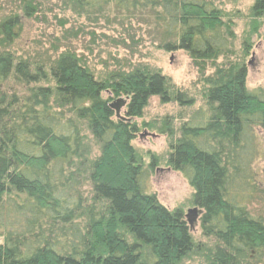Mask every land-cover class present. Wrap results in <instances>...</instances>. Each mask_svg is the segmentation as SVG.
I'll list each match as a JSON object with an SVG mask.
<instances>
[{
	"label": "trees",
	"instance_id": "1",
	"mask_svg": "<svg viewBox=\"0 0 264 264\" xmlns=\"http://www.w3.org/2000/svg\"><path fill=\"white\" fill-rule=\"evenodd\" d=\"M61 1L77 13L145 12L163 48L186 51L197 66L224 56L233 37L231 19L210 0ZM24 2L25 16L39 11L36 0ZM251 11L264 17V0ZM21 31V16L0 20V264H181L196 249L184 212L148 193L158 160L145 169L132 144L138 124L117 118L110 104L129 97L125 115L134 119L153 96L179 105L194 99L146 67L99 80L67 49L49 67L18 59L7 48ZM247 75L245 64L216 66L202 77L207 113L199 110L176 139L166 132L168 165L194 189L203 236L214 242L203 264L264 260V215L234 193L244 187L251 200L264 195L256 169L264 95L247 89ZM9 82L27 92L11 93ZM81 122L100 148L94 159Z\"/></svg>",
	"mask_w": 264,
	"mask_h": 264
},
{
	"label": "rangeland",
	"instance_id": "2",
	"mask_svg": "<svg viewBox=\"0 0 264 264\" xmlns=\"http://www.w3.org/2000/svg\"><path fill=\"white\" fill-rule=\"evenodd\" d=\"M210 1L222 10L226 19H231L233 37L229 38L224 56L197 66L186 51H167L163 48L145 12L140 15L136 13L132 18L121 15L116 9L102 14H86L73 11L61 0H36L39 11L25 16L24 0H0V20L10 15L22 18V31L7 48L18 59L49 67L67 49L79 56L99 80L106 81L117 72L146 67L168 77L173 92L180 90L194 99L192 105H179L176 101L164 103L159 96H153L142 117L133 119L139 126V132L132 144L145 169H148L151 157L155 156L158 160L157 168L147 179L148 193L155 194L169 210L180 209L184 215L195 207V191L180 171L168 165L171 139L166 132L173 131V139H176L181 126L199 110L207 113L206 87L202 77L214 74L216 66L234 62L245 64L248 71L247 89L264 95V17H253L251 8L254 0ZM200 69H203V74ZM9 87L11 93L13 89L20 95L27 92L26 88L15 87L12 82H9ZM103 97H108V94ZM125 110L126 106L121 114ZM79 126L89 158L94 159L99 155L100 148L86 125L81 122ZM256 135L263 150L256 169L261 189L264 190V129L258 128ZM84 187L85 194L90 195V184ZM250 192L249 188L244 187L234 190L238 199H245L240 202L246 204L253 215H264V195L255 201L249 199ZM186 220L196 249L181 264H203L204 254L213 248L214 242L203 236L201 217L191 222ZM259 264H264V260Z\"/></svg>",
	"mask_w": 264,
	"mask_h": 264
},
{
	"label": "water",
	"instance_id": "3",
	"mask_svg": "<svg viewBox=\"0 0 264 264\" xmlns=\"http://www.w3.org/2000/svg\"><path fill=\"white\" fill-rule=\"evenodd\" d=\"M128 100L129 97L118 98L116 101L110 104V107L115 110L117 118H120L122 120H127L128 122H132L133 119H128L125 117L126 112H123V114H121V110L127 105ZM202 213H203L202 209H200L198 206H195L194 208L190 209L185 216L191 222L192 220H196L199 217H201Z\"/></svg>",
	"mask_w": 264,
	"mask_h": 264
}]
</instances>
